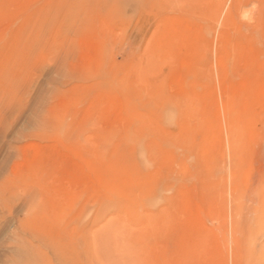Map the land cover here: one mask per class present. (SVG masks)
Wrapping results in <instances>:
<instances>
[{"label":"rangeland","instance_id":"obj_1","mask_svg":"<svg viewBox=\"0 0 264 264\" xmlns=\"http://www.w3.org/2000/svg\"><path fill=\"white\" fill-rule=\"evenodd\" d=\"M263 200L264 0H0V264H264Z\"/></svg>","mask_w":264,"mask_h":264},{"label":"bare ground","instance_id":"obj_2","mask_svg":"<svg viewBox=\"0 0 264 264\" xmlns=\"http://www.w3.org/2000/svg\"><path fill=\"white\" fill-rule=\"evenodd\" d=\"M226 106H227V105H226ZM224 107H225V105H224ZM224 107H223V108H224ZM226 108H227V107H226ZM224 118H225V117H224ZM226 119H227V118H226ZM231 124H232V123H231ZM227 126H228V125H227ZM227 129H228V130H227ZM227 129L225 130V131H227V133H224L225 135L228 134V140H227V144H226V145H228V146H226V147L228 148V151H229V152H231L232 154H235L237 151L235 152V150H236V148H235V142H236V140H235V138H234V137H235V136H234V135H235V134H234V129L232 128V125H231V126H228ZM238 137H239V136H238ZM239 139H240V138H239ZM233 140H234L235 142H234ZM228 143H229V144H228ZM236 146H237V145H236ZM226 147H225V149H226ZM229 152H228V153H229ZM235 155H236V154H235ZM232 159H233V158H232ZM260 186H261V184L258 183V182H256V184H255V190L257 189L256 191H258L259 188H260ZM260 190H261V188H260ZM259 192H260V191H259ZM259 192H258V193H259ZM263 201H264V200H263ZM254 202H256V201L254 200L253 203H254ZM260 203H261V202H260ZM254 205H255V204H254ZM259 206H261V204H260ZM257 207H258V205H257ZM262 207H264V206H262ZM260 209H261V208H260ZM191 211H192V210H191ZM191 211H190V212H191ZM259 211H261V210H259ZM259 211H257V213H259ZM262 214H263V213H262ZM263 215H264V214H263ZM263 215L260 216V217H262V220H261L262 223H263V221H264V218H263L264 216H263ZM190 216H191V215H190ZM260 217H259V218H260Z\"/></svg>","mask_w":264,"mask_h":264}]
</instances>
